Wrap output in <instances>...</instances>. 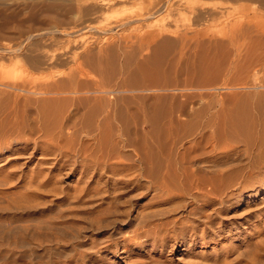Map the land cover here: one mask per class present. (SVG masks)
Listing matches in <instances>:
<instances>
[{
  "label": "rangeland",
  "instance_id": "1",
  "mask_svg": "<svg viewBox=\"0 0 264 264\" xmlns=\"http://www.w3.org/2000/svg\"><path fill=\"white\" fill-rule=\"evenodd\" d=\"M124 19L126 21L132 20L134 22L133 24L128 25L130 28L124 27L121 30L114 28V30L110 32L105 31L106 28L109 29L119 22H123ZM160 29H164V31L162 30L164 34L160 31ZM158 30L160 33H162V35H164L161 36L160 39L163 38L167 40L168 38V41L176 40L177 36L179 37L183 32L185 34L188 32V34L185 36L187 41H190L189 43L191 44H196L195 46L200 48L198 49L197 47H190V49L185 52L187 53V55H185V60H182L183 62L181 61L177 68L175 67L174 69V71H177V74H179V72L182 75L184 74L183 76L177 75L178 78L180 77L181 80L185 79L186 77L189 79L193 78L197 73H195V70L198 71L199 68H203V66L206 64L207 66L205 67L213 65L214 68L218 66L221 67L222 70L229 67V69L235 72V80H241L239 83L243 84L245 82L244 84L247 85L250 82L251 84H255L252 86H259L261 84V89L259 87V89L251 88V84H248L249 87L241 90V93L244 94L245 92L247 93V91H249V93H253L251 95V101L248 102L252 106H249L251 110L254 109V106L258 108L260 106V109L264 106V103L262 104V102H264V0H0V72H4L8 80H17L18 78L23 77L27 71V74H31L29 73L31 69V62L29 61L30 55H41L44 53L52 54L60 52L66 53L70 50H80L86 45V48L88 47V49L92 50V52H96L98 47H103L104 52V50H107L105 49L106 45H104L106 43L112 45L114 44L115 46L117 45L116 47L119 49L121 47H125L126 49V47L131 46L132 41L137 43L139 38L143 35H146L147 32L154 34L157 33ZM127 35L131 38V40H129L130 38L128 39ZM193 36H195V38ZM188 38L191 39L188 40ZM113 40L115 42H113ZM192 40H195V42ZM197 40L199 44L197 43ZM230 40H233V42L231 43ZM96 46L98 47L96 48ZM202 46H204L205 50H203L204 48ZM150 48L148 51L144 50V56L148 55L147 52L151 54ZM116 51L114 52L116 53ZM109 52L112 53L113 51L111 50ZM110 58H112V55ZM111 62L109 61V64ZM64 64L67 63L64 62ZM111 64L112 65L110 67H112L114 63ZM199 64L202 66L199 67ZM55 66L56 67L52 68L55 72L51 68L49 70L44 69L45 71L42 70V72L39 70L37 71L38 74L36 71L30 72L35 73L32 75L37 79L38 77L42 78L43 76L46 77L55 73L53 76L57 78L59 77L58 79L55 78L59 80L62 78H60L62 73L65 74L70 68V64H57ZM186 68L189 70L191 69V73ZM184 70L185 73L183 72ZM193 70L194 72H192ZM174 71L172 70V73L169 74L174 79L171 78L170 80L169 76V81H174L176 79L178 80V78L175 77L176 72ZM253 90L258 91L254 92ZM237 92L240 93V91ZM242 94L239 95L242 96ZM166 95L169 100L172 99L171 101L167 100L169 103L177 104L181 100L177 97V99H175V97H172V94H168V92ZM227 95L231 94L227 93ZM32 98L33 100L35 99L34 97ZM173 98L177 101V103ZM11 99L9 98L7 102L11 103L13 101ZM19 99H17V102L19 101L22 105H24V100H22L23 98ZM206 99H204V103L202 101L196 103V105H194V109L201 110L203 107L206 109L208 104L213 106L214 101L216 102V99L214 98L207 99V101ZM208 101H213V103ZM9 105L10 104H8V106ZM66 106L67 107H65V109L63 108L60 113L61 115L57 117V121L53 123V125H51V122V126L48 124L47 127L38 128L39 125L36 124L37 128H35L34 131H31L27 127L33 122L31 119L35 118V114L33 113V105L28 106L27 109L30 110L27 111L30 115H28L29 118L27 116L26 119L30 120H25L26 122H24L27 125L26 128L24 127L23 130L21 129L23 132L19 131V134L15 135L16 139L18 138L20 143L13 145L10 144L8 148L0 152V223H7L5 225L7 229L4 226L6 233L7 231H12V234L14 235L15 230L18 232V235L15 234V240H17V236H21L18 237L19 239L22 238L24 234L27 239H29L30 235L31 237L38 236V234L40 235L41 233V235L43 234L42 236L40 235L42 238L51 236L52 241L55 240V242L53 241V246H50L53 247L52 249L59 248V250H64L67 253H71L69 254L70 256L68 259L63 258V256L60 255L56 259L45 261L48 264H55V262L63 264L64 261L68 262L69 264H145L144 260L146 262L149 259L148 256H153V253L150 250L152 244L150 241L144 242V239L134 238V234L132 233L138 229L140 230L141 225H148L151 224L149 221H156V216L159 213L164 211L168 214V211L172 210L173 207L175 210L173 208V213H171L172 215H180L184 213V209L186 207L185 204L187 205V202L191 200V198L189 197L188 200L184 199V196L181 194L183 193L184 195V192H181V188H178L180 186L176 184L178 181L179 183L181 182L180 179L182 180V177L178 171L179 165L181 164L179 162H181V160H179L178 157L182 155L181 152H183L182 149L185 144L192 141L191 139H193L198 134V132L202 131L201 128L206 122V110L203 111L204 109H202L203 113L201 111L199 113L201 115L192 117V119L196 117L193 120L190 118L187 119L190 121L189 125L192 127L191 128L189 125H187L191 128L190 129L187 127L190 133H188V129L187 131H185L186 129H181V131L178 129L175 133L171 132L168 134L166 132L164 135L161 133L164 136L163 139H161V135L159 136L160 139L157 136L155 137L158 138L156 141L160 140L157 142L159 145L153 141L155 146L157 145L156 148L162 145V147L160 146L158 148L160 150L156 151L157 153L159 152V154L161 153L160 159L162 158V160H159V157L157 156L156 160H158V165L155 166L152 164L154 162L151 163V159L150 161H146L147 163L143 160L140 150L137 152L138 149L141 148V150H143L144 148L142 149V147L138 148L136 146H131L133 148L130 146L126 147V145L121 142H119L121 145H116V142L121 141L120 138L118 140L117 138L109 137L108 143L111 145L99 147L94 141V137L91 135L79 133L77 135L75 134L74 136V129L70 126V128L66 127L65 123L63 122L65 126L64 128L62 121H64L67 115H70V117L79 121L78 117L80 112L77 114L74 108L75 106H73V104L70 102ZM2 109L0 110L1 114L3 112ZM262 109H264V107ZM4 111L6 110L4 109ZM172 111H174L173 117L177 119L179 114L177 113L176 116L177 111ZM257 113V111L255 113V110H252L251 116L255 118L254 115ZM62 118L64 119L62 120ZM202 120L204 121L202 122ZM24 122L22 123L23 125ZM225 130H227V132ZM225 130L223 132L225 133L224 138L222 137V140H220L218 143L219 149L218 147H215V149L218 150L216 151L214 149V155L208 154L205 156H210L207 159L209 162L212 163L213 160V162L215 161L213 164L217 163L216 167L221 169L219 173L222 172L223 177H225V173L228 172V178L231 177V180L229 179L230 184H235L241 179L240 177L243 176L242 170L244 167L239 164V162L241 159L244 160V158L240 157H243L241 154H244V149L242 150V147L238 145L235 146L236 142L240 139L238 137V134H240L239 131L236 132L232 127H227ZM228 132L229 134L233 132L236 135L232 134V136H234L232 137L228 135ZM130 134V137H128L130 138L129 140L132 139L131 141H133L135 139L134 141L139 143L138 139H140L141 136L139 137L135 134V132ZM231 137L234 138V140ZM161 140L165 141V143H162ZM222 143L224 147L223 145L221 146ZM234 147L235 149H233ZM134 148L135 151L132 150ZM228 151H230V153ZM134 152H136L137 155L139 154L142 160H140L139 156L137 157L136 154H133ZM144 153H146V150ZM226 155H229L228 158H226ZM199 156L197 159H199ZM205 156L203 157L205 159L201 158V161L207 162ZM84 157H86V170H88L86 173L83 171L84 168H81L80 164ZM191 157L194 156L191 155ZM179 158L181 159V157ZM194 159L196 160V158H192L191 162H194ZM135 161H139V163ZM142 161H144L146 165L144 162L141 163ZM231 161L234 162L235 165L231 163ZM97 162L101 164V167L104 165L105 168H102V172L101 168H98L100 170L97 169L96 172L92 171V166ZM223 164L224 166H222ZM225 164L228 165L225 167ZM229 164H233L234 167L230 166ZM110 165L113 166L110 167ZM168 165L170 168H172L170 172L171 174L174 172L177 173L178 171L177 174L174 173V176L170 174L171 179L172 176L174 179H176L175 177L177 176L178 179L180 178L179 180H176V183L173 182L175 180L172 179V183L170 179H168L171 182L169 183L170 187L172 188L173 186V189H169L170 187H168V191L170 190L171 192L169 195L171 197L173 196L174 198H171L170 196H162V193L154 187L153 189L155 192L152 191V186H158V184L160 185L163 182L162 178L164 175L168 178L166 172V170L169 169H166ZM220 165L223 168H221ZM108 166L111 169H115L116 173L110 172L111 169ZM114 166L119 168V170L116 167L114 168ZM173 166H176L175 168H177V170L173 169ZM137 167L138 172L134 169H137ZM144 167L145 169H143ZM225 168L227 171H225ZM139 169L142 170V172H139ZM218 169L216 168V171ZM235 169L237 171H235ZM146 170L148 176L146 173V177L144 179ZM153 170L155 172H153ZM262 171L261 173L263 174L264 171ZM233 174H235L236 177ZM157 175L158 178L155 177ZM159 175H162V177H159ZM149 177L150 179H148ZM137 178L138 180H136ZM236 178L240 179L238 180ZM151 179L154 180L153 184ZM115 180L118 182L116 183ZM148 180L150 182H148ZM155 183L157 184L155 185ZM249 185L255 187L256 184H254L253 180L249 183ZM174 186H177L175 188L177 192L180 191V196H178L176 191H174L175 193H172V191L175 190ZM194 193L195 191H192L191 197L194 195ZM244 193L249 195L252 193V191L247 190L243 192V195H237L241 197V200L239 201L240 203L238 202L235 204L238 205L237 208L233 209L230 213H235L238 216L243 214L241 216L243 220L241 219L240 222H244V224L239 232H236L231 237L224 236L222 239L206 240L203 242V244L198 243L188 253L182 251L183 249L181 248L183 247L179 248L175 246L174 250L170 249V247H167V252H165L164 255L167 258V261L169 260L172 264H191V261L193 264H221L224 262H226V264H264V200L258 201L253 200V198H245L244 195L246 194ZM188 195H190V193ZM177 200H181L184 205H182V203ZM177 202L181 204L177 205ZM174 203H176L175 205L177 207L174 205ZM183 207L184 209H182ZM156 208L158 210L160 209L161 211L159 210L160 212L157 215H155L156 213L151 214L152 212L154 213L153 210H156V212L158 211ZM166 208L167 211L165 210ZM177 209H182V211H178ZM177 211L178 213H176ZM260 211L261 213L263 212L262 215L260 214ZM150 215L151 217L154 215L155 216L152 217L153 219H150ZM124 216L125 218L128 217L127 219H129V222H131L130 225L132 228H129L127 224H121L125 219ZM114 217H117L116 220L118 219V221L116 222L115 226L111 228V223L115 220ZM119 217L120 219L123 217V220H119ZM137 218H140L139 222ZM7 219L9 221L11 220L10 224H8L9 222ZM126 220L124 221L129 224V222ZM3 223H1L0 226ZM107 223L108 226H111L110 228L107 226ZM136 224L137 226H135ZM92 225L94 226L92 227ZM98 226L107 227L108 229L106 228L102 231H97L96 228H99ZM14 228L17 229L14 230ZM118 228L121 230V232H118ZM20 229H22L21 232ZM127 231L132 232H130L131 234H126ZM36 233L38 234L35 235ZM77 234H79V236ZM89 238L100 241L98 242L101 243L100 247H102L100 253H92L91 251H88L89 248L86 247V245L90 243ZM124 238H129V240L127 239L129 242L127 243L126 249L129 250V253H125V250L123 251V246H121L124 244L122 242L125 240ZM69 239H72L74 243L77 240V243L74 244L72 240L69 242ZM134 239H136V244L134 243ZM105 241L106 244H104ZM112 241L116 244H110ZM54 243H57V245ZM172 243L173 241L170 243V245ZM102 244L103 246H101ZM80 248H83V250ZM258 248L259 250H257ZM126 255H129L128 258L131 259L129 260ZM75 256L77 259L74 258ZM134 259L137 260L134 261ZM138 260H143V262ZM187 261L190 263H187ZM17 264L38 263L33 260L26 262L23 259H19L17 260ZM39 264L45 263L39 262Z\"/></svg>",
  "mask_w": 264,
  "mask_h": 264
},
{
  "label": "bare ground",
  "instance_id": "2",
  "mask_svg": "<svg viewBox=\"0 0 264 264\" xmlns=\"http://www.w3.org/2000/svg\"><path fill=\"white\" fill-rule=\"evenodd\" d=\"M157 14H159V13H157ZM133 23L134 22L132 20L126 21L124 19L123 22L121 21L118 24L110 27L109 29L106 28L105 31L110 32V31L114 30V28L121 30L124 27H129L128 25L133 24ZM138 23H139V21H138ZM135 27H138V26H135ZM162 30L164 31V29H162ZM162 30L160 29L161 32H163ZM160 31L158 30V32L154 33V34L147 32L146 35H143L139 38L137 43L136 42L134 43V41H132L131 46L126 47V49H125V47H123V48L121 47L119 49L118 47H116L117 45L115 46L114 44L112 45V44L106 43L104 45H106L105 49H107V50L106 51L104 50V52H103V47H98L99 45L96 46V48L98 47L96 52H92V50L88 49V47L86 48V46H87L86 45V46H83L82 49H80V50L79 49L74 50V51L70 50L71 52L69 51L66 53H61V52L60 53H52V54L44 53L41 55H38L36 53L37 55H32V56L30 55V57H29V61L31 62L30 68L32 69V70L30 69V71H36L37 72L40 70V72H42V70H44V69L49 70L50 68L52 69V68L56 67L55 65H57V64L58 65L70 64V68H69L68 72H66L65 74L62 73V76H60V78L61 77L62 78L59 80H57L59 77L57 78V77L53 76L55 73L52 75L46 76V77L43 76L42 78L38 77V79H37L33 76L35 73L30 72V71H29V73H31V74H27V72H28L27 71L26 74L23 75V77H20L17 80H8L6 77V74H4V72H0V110L3 108L2 114L0 113L1 114L0 115V152L3 151L4 149L8 148V146L10 144L13 145L16 143H20L18 141V138L16 139L15 135L19 134V131H22L23 128L24 127L26 128V126H27L25 124V122H26L25 120H27L26 119L27 116L30 115L27 111V110H30V109H27L28 106L33 105V107H34L33 113L35 114V118L31 119L33 121L31 123L32 126L29 124V126H27V127L31 131H34V129L37 128L36 124L39 125L38 128L39 127L40 128L41 127L42 128L47 127V125L48 124L50 125L51 122H52L51 125H53V123H55L57 121V117H59V115H61L60 113L63 110V108L65 109V107H67L66 105H68L70 102L71 104H73V106H75L74 108H75L77 114H79V112H80L79 117H78L79 121L73 119L72 117H70V115L69 116L67 115L65 117V119L62 118V120L64 119V121H62V125L64 126V123H65L66 127L70 126L71 128H73L74 129L73 130L74 136H75V134L77 135L79 133L91 135L94 137V141L96 142V144L99 147H102L104 145L110 146L111 144L108 143L109 137H114V138H117L118 140L120 138L121 141L116 142V145H121V144H119V142H121L124 145H126V147L127 146L128 147L129 146L135 147L136 146L138 148L139 147H142V149L144 148L146 150V153H144L145 150L143 149L144 150L143 151V150H141V148L138 149L137 152H139V150L141 151L140 152L141 157L143 158V160L145 162L148 160L150 161V159H151V163L154 162L152 164L157 166L158 165V160H156L157 156L159 157V160H162V158L160 159L161 153L159 154V152L157 153L156 151L160 150L158 148L160 146L162 147V145H160L158 148H156L157 145H159V144H157V142L160 141V140L156 141V139H158V138L160 139V137H159L160 135L162 136L161 139H163V137H164L163 135L166 134V132L168 134H170L171 132L175 133L176 130H178V129H180V131H181V129H186L185 131H187V129L191 127V125H189L190 121H188L187 119L188 118L192 119V117H194L196 115H201L199 113L202 111V109L205 108V107H203L201 110L200 109L196 110V109H194V105H196V103L201 102V101L204 103L205 102L204 99H206V98L207 99H211V98L216 99V102L214 101L213 106L211 104L210 105L208 104L209 106L207 105L206 109L203 110V111L206 110V112H205L206 113V122H205V125L201 128L202 131L198 132V134L193 139H191L192 141L185 144V146L182 149L183 152H181L182 155L179 156V157H181V159L178 157V159L181 160V162H179L181 164L180 165L177 164V165H179V170H178L179 174L182 177V180L179 178L181 182L179 183V181H178L179 184L176 183V180H179L178 176L176 175L177 177H175L176 179H174L173 176H174L175 172L174 173L172 172L173 174L170 173L171 169H172L169 167V165L171 164L170 163L166 167V169L169 168L166 170L168 178L164 175L162 178L163 182L160 185L158 184V186H157L156 185L157 183H155L156 186H152V189H153V187L158 189L159 192L162 193V196H170L169 194L171 192H170V190L168 191V187H170L169 183H171L173 180H175L173 182H175L177 185L180 186L178 188L179 189L181 188V192H184V195H183V193H181L182 196H184V199L188 200L190 197L191 200H189L187 202V205L185 204V206H186L185 209H184V207L182 208V209H184V213H182L180 215L179 214H173V215L171 214V213H173V208H174L173 205H172L173 208L171 207L172 210H170L166 206L171 211V212L168 211V214L164 211L159 213L161 211L160 210L161 208L159 206L160 211L156 208L158 210L157 212H156V210H153L154 213L152 211H151L152 213L149 212L151 214L156 213L155 215H157L159 213L156 216L157 220L153 221V222L149 221V222H151V224H148V225H141L140 230L137 228L139 231L136 230L132 233V234H134L133 235L134 238L144 239L145 240L144 242L150 241L152 244V247L150 250L152 251L153 256H148L149 259L146 262L144 260L145 264H172L169 260L167 261V258L164 256L165 252H167L166 251L167 247H170V249H172V250L175 249L174 248L175 246H177L179 248L183 247V248H181V249H183L182 251H185V253H188L198 243L203 244V242H205L206 240L222 239V238H224V236L231 237L236 232H239L242 229V226L244 224V222H240V220L242 219L241 216L243 214L241 216H238L235 213L234 214H230V213L233 209L237 208L238 205H235V204H237L241 200L240 199L241 197H239L237 195H243L244 191H247V190L252 191L251 194L248 193L249 195L244 193V194H246V195H244L245 198H253V200H258V201L264 200V175H263L264 173L263 174L261 173V171L264 169V109H262L264 106L261 105L263 107L260 109L259 105H258L259 106V108H258L252 104L254 106V109H252V110H255V113H256V111L258 112L256 115H254L255 118H253L251 116L252 110L249 107V106H251V104L248 103L251 101V95L253 93H251V92L249 93V91H247V93L245 92L244 94L241 93V90H244L246 87H249L248 84H251V83L250 82L248 83V80H247V83H248L247 85L244 84L245 82L244 83L242 82L243 84L239 83L241 80L240 81L238 79L235 80V78H234L235 72H233V70L229 69V67L227 69L225 68L226 70L222 67L224 69V70H222L221 67H218V66L215 67L216 68L215 69L213 67V65H209L210 67L209 66L205 67V66H207V64L205 66H203V68L202 67L199 68L198 71L195 70V73L197 72L195 74L196 75L195 77L190 78V79L187 77L186 78L184 77L185 79H183V80H181V78L179 77L180 78V80H179L177 75L183 76L184 74L182 75V74H180V72H179V74H177V71H174L175 67L177 68L178 64H180L182 60H185V58H186L185 55H187V53H185V52H187V50L190 49V47L196 48L197 46H195L196 44L194 45L193 43L192 44L189 43L190 41H187L185 36L188 34V32H187V34H185L183 32L184 33V34L182 33L183 35L180 33L181 35L179 37L177 36L176 40L172 39L173 41H171V40L168 41V38H167V40L163 39V38L160 39L161 36H164V35H162V33H160ZM193 32L196 33L195 31H193ZM144 33H145V31H144ZM163 34H164V32H163ZM135 35H136V33H135ZM189 36H191V35H189ZM133 37H135V36H133ZM193 37L195 38V36H193ZM95 38H97V37H95ZM129 38L130 37L128 36V39ZM173 38H174V36H173ZM194 38H192V39H194ZM231 38H232V36H231ZM189 39H191V38H188V40ZM129 40H131V38ZM132 40H134V39H132ZM107 41H108V39H107ZM230 41H231V43L233 42V40H230ZM113 42H115V41L113 40ZM116 42H118V41H116ZM193 42H195V40ZM197 43H198V40H197ZM98 44H100V43H98ZM206 45H208V44H206ZM100 46H103V45H100ZM118 46H119V44H118ZM149 46L150 47L152 46V47L150 48ZM202 47L204 48V46H202ZM216 47H218V46H216ZM149 48L151 50V54H149L147 52L148 55L144 56V53H143V52H145L144 50L148 51ZM198 49H200V48H198ZM111 50L113 52L117 50L116 53L114 52L115 55L113 54V52L112 53L109 52ZM203 50H205V48ZM193 52H194V50H193ZM214 52H213V54H214ZM205 53H206V51H205ZM111 55H112V58H110ZM223 55H225V54H223ZM204 58H206V57H204ZM210 59H209V61H210ZM109 61L110 62L112 61L111 63H114L112 66L114 68L110 67L112 64L111 63L109 64ZM200 61H201V59H200ZM64 62L67 64H64ZM263 63H262V65H263ZM107 64H108V66H107ZM200 64L198 65L199 67L202 66ZM116 65H117V67H116ZM108 67H110V68H108ZM224 67H225V65H224ZM179 68H181V67H179ZM191 68H193V67H191ZM217 68H219V69H217ZM237 69H239V68H237ZM172 70L174 72H176L175 77H177L179 81L177 79L174 81L173 80L169 81V79H168L169 76H170V80L172 78V76L169 75L170 73H172L171 72ZM187 70H189V69H187ZM253 71H254V69H253ZM183 72L185 73V70ZM192 72H194V70ZM190 73H191V71H190ZM37 74H38V72H37ZM58 74H60V73H58ZM191 76H192V74H191ZM55 78H57V79H55ZM172 79H174V78H172ZM252 85H255V84L252 83L250 85L251 88H254V89L260 88L261 89V86H260L261 84L260 85L258 84L259 86H257V85L252 86ZM237 91H240V93ZM256 91H258V90H256ZM256 91H254V92H256ZM167 92H168V94H172V97L174 96L175 99L180 98L181 100L177 103V101L173 98L177 104L167 102V100H169V98H167V95H166ZM227 93L231 94V95H227ZM239 94H242V96ZM259 94H261V93H259ZM32 97H34L35 99L33 100ZM261 97H263V96H261ZM9 98L10 99L13 98V99H11V100H13L11 103L7 102L9 100ZM19 98H23L22 100H24V102H23L24 105H22L20 103L21 101ZM17 99H19V101H20V102L18 101L19 103L17 102ZM207 99H206V101H207ZM171 100H169V101H171ZM208 102L213 103V101H208ZM7 103L10 105L8 106ZM206 103H205V106H206ZM263 103L264 102H262V104ZM19 104H21V105H19ZM4 109L6 111H4ZM172 110L177 111L176 116H177V113L179 114L177 119H175L173 117L174 111H172ZM64 111H66V110H64ZM203 111H202V113H203ZM75 116H76V114H75ZM28 118H29V116H28ZM195 118H193V119H195ZM28 120H30V119H28ZM203 121L204 120H202V122ZM23 122H24V125L22 124ZM187 125H189L190 127H188ZM65 126H64V128H65ZM193 126H194V124H193ZM227 127L234 128L236 132L239 131L240 134H238V133L237 134H238V137L240 139L236 142L235 146L238 145V146L242 147V150L244 149L243 150L244 154H241V155H243V157L240 156L241 158H244V160L241 159L242 161L240 160L239 164H241L245 169L243 168V170H242L243 176L240 177L241 179L239 178L240 179L239 180L238 178H236L239 181L235 184H230V180H231L230 178L231 177L228 178V175H227L228 172L225 173L226 176L223 177L222 172L219 173V171H221V169L219 167H216L217 163L213 164L215 162V161L213 162V160H212V163L209 162L207 159L210 156L206 157L208 154L214 155V152H215L214 149H215V147L219 146L218 143L220 142V140H222V137L224 138L225 133H223V132ZM195 129H196V127H195ZM207 129H208V131H207ZM131 131L133 133L135 132V134L138 135L139 137L141 136V138L138 139L139 143L135 142L134 141L135 139L133 140L134 142L131 141L132 139L129 140L130 138H128V137H130V135H131L130 133H132ZM188 131H189V129H188ZM225 131L227 132V130H225ZM230 132H231V130H230ZM43 133H45V132H43ZM188 133H190V131ZM232 134H235V133L232 132L229 134V132H228V135L232 136ZM132 135H134V134H132ZM156 136L158 138H155ZM232 137H234V136H232ZM232 139L234 140V138H232ZM171 140H172V138H171ZM153 141L157 144L156 146H155V143H153ZM223 141H224V139H223ZM235 141H236V139H235ZM161 142L165 143V141H162V140H161ZM222 145H223V143L221 144V146ZM223 147H224V145H223ZM131 148H133V147H131ZM218 149H219V147H218ZM223 149H225V148H223ZM233 149H235V147ZM132 150L135 151V148ZM147 150H148V152H147ZM242 150H241V153H242ZM228 152L230 153V151H228ZM168 153H169V151H168ZM222 153H224V152H222ZM226 153H227V151H226ZM226 153H224V154H226ZM133 154L137 155L136 152H134ZM191 155L194 157H191ZM203 155L204 156L206 155L205 157H206L207 162L201 161L202 159H205V158H203L204 157ZM138 156H139V154L137 155V157ZM198 156H199V159H197ZM228 156L226 155V158H228ZM139 158H140V156H139ZM163 158H164V156H163ZM192 158H196V160L194 159L195 161L191 162ZM136 159H138V158H136ZM140 160H142V159L140 158ZM144 161H142L141 163H143ZM135 162L139 163V161H135ZM175 162H176V160H175ZM175 162H173V163H175ZM146 163H145V165H146ZM151 163H150V165H151ZM231 163L234 164V162H232V161H231ZM80 164H81V168L83 167L84 168L83 171L86 173L88 171V170H86V166H87L86 165V157H84L82 159V162ZM233 164H231V165L229 164V165L234 167L235 164L234 165ZM148 165H149V163H148ZM164 165H165V163H164ZM226 165H228V164H225V167H226ZM112 166L113 165H110V167H112ZM222 166H224V164ZM222 166H221V168H223ZM92 167H93L92 168L93 172H96L98 168H101V172H102L103 171L102 168H105L104 165H103V167H101V164H99L98 162L95 163ZM115 167L116 166H114V168ZM175 167L173 166V169L177 170V168H175ZM216 168L217 169L219 168L220 170L218 169L216 171ZM117 169L119 170V168H117ZM134 169L137 170V172H138V167H137V169L136 168H134ZM143 169H145V167ZM227 169H229V168H227ZM89 170H91V169H89ZM98 170H100V169H98ZM140 171L142 172V170L139 169V172ZM178 171H177V173H178ZM225 171H227L226 168H225ZM235 171H237V170L235 169ZM110 172L116 173L115 169H113V168L111 169ZM153 172H155V171L153 170ZM239 172H241V171H239ZM146 173H147V170L145 171V174L143 173L144 179L146 177L145 176ZM177 173H175V174H177ZM170 174L173 175L172 176L173 180L171 179ZM233 175L235 176V174H233ZM147 176H148V173H147ZM239 176H241V175H239ZM239 176H237V177H239ZM155 177L158 178V175ZM159 177H162V175L161 176L159 175ZM118 179H119V177H118ZM148 179H150V177ZM153 179H151L152 184L155 180V179L154 180ZM168 179H170L171 182ZM136 180H138V178ZM253 180H254V184H256L255 187H252V185H249V183ZM146 181H147V179H146ZM115 182H116V180H115ZM148 182H150V181L148 180ZM233 182H234V179H233ZM235 182H236V180H235ZM136 183H137V181H136ZM113 185H114V183H113ZM175 187H177V186H174V188ZM169 189H173V186H172V188L170 187ZM152 191L155 192L154 189ZM174 191L177 192L176 188H175V190L172 191V193ZM192 191L193 192L195 191V193L191 197ZM179 192H177L178 196L181 195V194L179 195ZM189 193H190V195H188ZM173 195H175V194H173ZM182 196H181V198H182ZM165 200H167V199H165ZM173 201H174V199H173ZM173 201H172V203H173ZM177 201H179V200H177ZM179 202H181V200ZM181 203L177 202V205H179ZM175 204L176 203H174V205ZM182 205H184V204L182 203ZM167 208L165 209L166 211H167ZM182 209H177V210L182 211ZM174 210H175V208H174ZM178 211L176 213H178ZM263 212H264V210H263ZM263 212L261 213V211H260V214L262 215ZM149 213H147V214H149ZM142 216H145V215H142ZM154 216H152V217H154ZM152 217L150 215V219H153ZM116 218L117 217H114L115 220H116ZM124 218H125V216H124ZM127 218H125L124 220H126ZM148 218H149V215H148ZM139 219H138V222H139ZM115 220L113 221V218H112L113 222L112 223L110 222L112 227L110 225L108 226V223H107V226L109 228L110 227L113 228L115 226L116 222L118 221V219L116 221ZM119 220H123V217H122V219H120V217H119ZM124 220L122 223L120 221L119 222L121 224H127L129 226V228H132L130 225L131 222H129V219L126 220L129 222V224L127 222H125ZM109 221H111V220H109ZM8 222H9L8 224H10L11 220L10 221L8 220ZM1 223H3V222H1ZM6 224L7 223H3L1 225L3 228L0 226L2 228V229L0 228L2 231V232L0 231V264H17V260H19V259H23L26 262L33 260V261H36L38 264H39V262H43L45 264H48L45 261H50L52 259H56L60 255L63 256V258L68 259V257L70 256L69 254H71V253L65 252L64 250H59V248L58 249H55V248L52 249L53 247H50V246L51 245L53 246V241L55 242V240L52 241L51 236H49V237L47 236L45 238H42L41 236L43 234L41 235V233H40L41 236L38 233L35 234V235L38 234V236H32L31 237V235H30L29 239H27L25 234H24V236L21 234L23 237L18 239V237H21V236H17V240H15V238H16L15 234L18 235V232L15 230L17 228H14V230H15L14 235L12 234L13 233L12 231H10V232L7 231V233H6L5 232V230L7 229V227L5 226ZM93 224H95V223H93ZM4 226L6 227V229L4 228ZM93 226L94 225H92V227ZM135 226H137V224ZM138 227H139V225H138ZM106 228L107 227H99V228H96V230L102 231ZM21 230L22 229H20V232H21ZM118 232H121V230L119 228H118ZM130 232H132V231H130ZM130 232L127 231L126 234L130 233ZM77 235L79 236V234H77ZM116 236H117V234H116ZM93 238L92 239L89 238L90 243L88 245H86V247H88L89 248L88 251H91L92 253H96V252L100 253V250L102 248V247H100L101 243H98L100 241L99 240L97 241L96 239H93ZM117 238H116V240H117ZM127 239L129 240V238H127ZM127 239L122 241L124 244L121 245V246H123V251L125 250L124 251L125 253H129L128 252L129 250H126L127 249V243L129 242ZM136 239H134V243H135ZM71 240L69 242H71ZM77 240L75 243H77ZM108 240H110V239H108ZM122 240H123V238H122ZM172 241H173V243L170 245V243ZM72 242H73V240H72ZM118 242H120V241H118ZM130 242H131V238H130ZM111 243H113V241L110 242V244ZM54 244L57 245V243H54ZM104 244H106V241ZM113 244H116V243H113ZM101 246H103V244ZM76 248H74V249H76ZM80 249L83 250V248H80ZM253 250H255V249H253ZM257 250H259V248ZM76 251H78V250H76ZM256 251H254V252H256ZM129 255H131V254H129ZM129 255L128 256L126 255L127 258L129 257ZM92 256H94V255H92ZM74 258L77 259L76 256ZM136 260L137 259H134V261H136ZM138 261L143 262V260H138ZM223 262H224V260H223ZM136 263H138V262H136ZM187 263H190V262L187 261ZM224 263L226 264V262H224ZM224 263H221V264H224ZM55 264H59V263L55 262ZM63 264H69V263L64 261ZM191 264H193L192 261H191Z\"/></svg>",
  "mask_w": 264,
  "mask_h": 264
}]
</instances>
